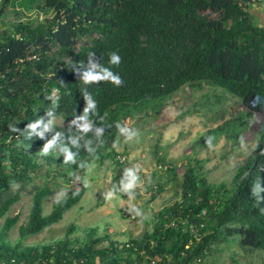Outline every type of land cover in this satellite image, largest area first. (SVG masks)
I'll list each match as a JSON object with an SVG mask.
<instances>
[{"label":"trees","instance_id":"trees-1","mask_svg":"<svg viewBox=\"0 0 264 264\" xmlns=\"http://www.w3.org/2000/svg\"><path fill=\"white\" fill-rule=\"evenodd\" d=\"M250 2L45 0L50 14L0 32V264H212L208 257L224 243L264 250V120L231 186L216 188L198 173L200 163H188L181 198L142 237L120 242L90 227L75 240L70 225L60 240L26 243L81 201L85 161L101 155L123 163L106 148L125 107L214 82L264 112V23ZM56 165L73 185L44 214ZM24 195L30 212L12 241L20 213H8Z\"/></svg>","mask_w":264,"mask_h":264},{"label":"rangeland","instance_id":"rangeland-1","mask_svg":"<svg viewBox=\"0 0 264 264\" xmlns=\"http://www.w3.org/2000/svg\"><path fill=\"white\" fill-rule=\"evenodd\" d=\"M250 3L257 22L264 23L261 2L251 0ZM0 10V32L20 21L35 24L52 12L45 6V0H0ZM196 87L187 83L169 95L151 97L122 109L116 117L119 132L107 146L106 153L126 154L127 162L115 163L101 155L85 161L78 171L88 184L81 201L68 209L59 221L29 237L26 243L60 240L70 225L74 226L71 238L75 240L86 239L90 227L98 228V235L109 234L120 242L140 238L153 228L156 214L164 206L181 198L188 163L192 166L200 163L198 173L216 188L222 184L231 186L238 166L255 152L264 112L248 110L242 98L226 86L203 82ZM226 120L228 129L215 130ZM55 121L65 123L60 117ZM159 162L167 164L168 168L171 165L172 169L164 171ZM130 165L140 171L132 182L125 183L121 172ZM56 168L51 171L55 181L52 182L53 192L44 201V214L50 213L57 200L73 185L58 173L60 165ZM156 190L159 194L153 198ZM31 202V196L24 195L8 213H20L9 235L12 241L19 236V225L27 219ZM3 221L4 218L0 219V224ZM208 261L212 264H264V250L245 252L236 242L224 243L214 248Z\"/></svg>","mask_w":264,"mask_h":264},{"label":"built area","instance_id":"built-area-1","mask_svg":"<svg viewBox=\"0 0 264 264\" xmlns=\"http://www.w3.org/2000/svg\"><path fill=\"white\" fill-rule=\"evenodd\" d=\"M254 1L261 2L262 6L264 8V0H254ZM117 158L123 163L127 162V160H128L127 155L126 154H122V153L118 154ZM163 164H165V163H161L160 164V168L167 169L168 165L167 164L163 165ZM170 167H171V165H170ZM139 171H140L139 168L136 167V166H127V167H125L124 170H123V177H124L125 183L132 182V180L136 177V174Z\"/></svg>","mask_w":264,"mask_h":264},{"label":"clouds","instance_id":"clouds-1","mask_svg":"<svg viewBox=\"0 0 264 264\" xmlns=\"http://www.w3.org/2000/svg\"><path fill=\"white\" fill-rule=\"evenodd\" d=\"M111 59H112L113 62L118 63V62L120 61V56H119L118 53H115V52H114V53H112ZM113 78L116 80L117 83L120 82V79H119L118 76H115V77H113ZM130 166H131V165H130ZM123 169H124V168H123ZM126 189H128V188H126Z\"/></svg>","mask_w":264,"mask_h":264},{"label":"crops","instance_id":"crops-1","mask_svg":"<svg viewBox=\"0 0 264 264\" xmlns=\"http://www.w3.org/2000/svg\"><path fill=\"white\" fill-rule=\"evenodd\" d=\"M264 9V8H263ZM262 18H264V11H263V16H262Z\"/></svg>","mask_w":264,"mask_h":264}]
</instances>
